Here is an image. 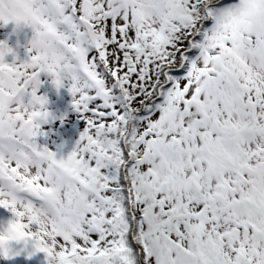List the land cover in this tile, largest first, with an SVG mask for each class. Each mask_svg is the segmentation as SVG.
I'll return each instance as SVG.
<instances>
[{"label":"snow or ice","instance_id":"obj_1","mask_svg":"<svg viewBox=\"0 0 264 264\" xmlns=\"http://www.w3.org/2000/svg\"><path fill=\"white\" fill-rule=\"evenodd\" d=\"M0 22L33 33L19 64L0 42V258L264 264V0H0ZM41 73L84 123L66 158L36 143ZM46 161L86 201L70 232L41 223Z\"/></svg>","mask_w":264,"mask_h":264},{"label":"rangeland","instance_id":"obj_2","mask_svg":"<svg viewBox=\"0 0 264 264\" xmlns=\"http://www.w3.org/2000/svg\"><path fill=\"white\" fill-rule=\"evenodd\" d=\"M32 36L30 27L17 26L13 22L4 25L0 22V42L12 49L17 64L27 60L26 48ZM4 62L12 64L13 55L5 56ZM39 80L37 95L46 99L45 110L49 113V118L46 123L40 125L39 131L43 135H37L36 143L47 147L54 152L57 158H66L74 149L84 123L72 107L73 97L68 93L67 86L56 89L51 83V77L44 73L40 74ZM0 218L5 222L0 225V233H3L8 223L14 218L9 211L3 208H0ZM95 238L93 236V239ZM9 256V259L0 258V264H47L44 254L35 252L31 241L19 242L15 251Z\"/></svg>","mask_w":264,"mask_h":264},{"label":"clouds","instance_id":"obj_3","mask_svg":"<svg viewBox=\"0 0 264 264\" xmlns=\"http://www.w3.org/2000/svg\"><path fill=\"white\" fill-rule=\"evenodd\" d=\"M43 171L51 194L45 200L40 215L41 223L54 226L58 232H70L84 210L86 201L75 189L72 174L66 167L46 161Z\"/></svg>","mask_w":264,"mask_h":264},{"label":"water","instance_id":"obj_4","mask_svg":"<svg viewBox=\"0 0 264 264\" xmlns=\"http://www.w3.org/2000/svg\"><path fill=\"white\" fill-rule=\"evenodd\" d=\"M3 224H4V222H3L2 219L0 218V225H3ZM17 245H18L17 242H10V244H9V248H10V252H9V254H12V253L15 251Z\"/></svg>","mask_w":264,"mask_h":264}]
</instances>
